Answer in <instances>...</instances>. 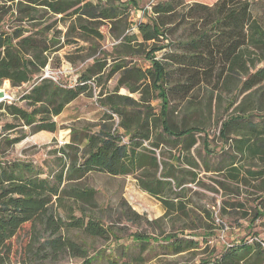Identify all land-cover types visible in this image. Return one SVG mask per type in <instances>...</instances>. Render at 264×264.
I'll use <instances>...</instances> for the list:
<instances>
[{"label":"trees","instance_id":"1","mask_svg":"<svg viewBox=\"0 0 264 264\" xmlns=\"http://www.w3.org/2000/svg\"><path fill=\"white\" fill-rule=\"evenodd\" d=\"M113 1L119 3L121 0ZM13 2L0 0V82L8 81L12 87L18 88V100L0 106L3 109L0 118L9 115L20 124L29 126L32 134L55 132L58 127L53 117L88 91L91 75L80 73L69 84L39 79L48 64V54L57 50L46 40L45 32L51 30V26L23 35L20 28L4 29V16L16 12L19 20L31 21L36 18L38 9H42L59 15L58 21L69 19L73 24L77 23L79 28L88 31V35L100 36L97 29L89 28L83 22L114 21L118 13L116 8H103L100 0H17L14 8ZM254 3L250 0L162 1L152 6V12L156 14L154 18L135 23L143 42H152L146 53L151 65L141 74L151 79L152 89L162 102L158 116L151 118L159 123L162 140H179L183 151H189L196 143L193 134L203 131L198 126L177 129L170 125L166 104L174 93L164 85L172 77L170 66L176 67L175 93L182 97L203 82L212 84L216 90L224 89L226 81L233 77L238 78L242 91L256 92L264 84V25ZM132 6L135 5L132 3ZM172 23L189 26L186 39H168L171 27L165 25ZM159 40L163 42L158 44ZM165 48L167 50L163 51ZM160 50L162 60L155 55ZM123 66L116 65L110 74ZM102 68L103 63L98 65L95 73L101 72ZM121 83L119 78L117 88ZM23 85L26 89L21 92ZM261 89L264 91V87ZM119 98L129 101L130 105L133 102L127 96ZM21 101L25 107L19 105ZM103 104L112 113L120 117L124 115L122 105H118L111 95L104 98ZM150 117L145 111L136 117L134 126L121 122L122 133L103 125L82 138L71 136L69 143L50 152L55 156L53 165L57 168L54 172L42 171L30 161L0 158V264H52L64 255L79 259V264H92L86 248L67 234L77 230L89 237L108 238L107 227L90 211L96 205L95 191L74 182L91 172L119 176L141 171L136 177L138 186L163 204L164 214L181 211L182 204L173 203L166 195L172 180L178 185L181 181L177 182L173 174L164 170L157 177L158 161L154 155L149 157L145 153L154 154L152 148L147 150L143 145L145 141L150 142L149 132L143 128ZM3 127L9 130L14 125L3 123ZM220 137L226 144L231 140L229 149L234 154L229 156L225 165L229 166L227 173L231 179L238 180L243 165L237 167L235 164L242 160H256L258 170H248V173L255 179L264 176V114L257 121L251 115L229 117L221 124ZM19 140L14 137L8 142ZM150 146L156 148L158 142H152ZM189 164L195 166L193 161ZM222 167L215 169L221 170ZM261 200L264 201V197ZM237 207L242 206L237 203ZM130 214L137 216L135 212ZM263 214L264 210L256 207L251 221ZM135 238L142 242L148 239L141 233L135 234ZM261 242L264 239L256 238L251 242L246 239L227 244L219 253L200 258L193 264H264ZM165 247L169 254L176 255L198 248L199 241L172 234ZM136 263L144 264L145 258L138 257ZM110 264L118 263L111 261ZM119 264L129 263L123 261ZM155 264L169 263L160 260Z\"/></svg>","mask_w":264,"mask_h":264},{"label":"rangeland","instance_id":"2","mask_svg":"<svg viewBox=\"0 0 264 264\" xmlns=\"http://www.w3.org/2000/svg\"><path fill=\"white\" fill-rule=\"evenodd\" d=\"M16 1L11 4L13 8ZM100 1L103 8H116L118 13L114 21L98 19L83 22L87 27L97 29L100 36L88 35V31L79 28L77 23L73 24L69 19L58 21L59 15L42 9H38L36 18L31 21L19 20L16 12L4 16L3 28L7 31L20 28L23 35L51 26V30L45 32L46 40L51 48L57 50L48 54L49 67L54 69L70 64L74 69V73L59 77L60 84L71 83L80 73L90 74L92 81L85 94L79 95L53 117L58 127L55 132L32 134L29 126L20 124L9 115L2 116L3 123H10L14 127L0 138V158L30 161L42 171L54 172L57 168L53 165L55 156L50 152L69 143L71 136L82 138L103 125L122 133L121 122L134 126L136 117L148 111L151 117L143 128L148 130L150 142L145 141L143 145L147 150L152 148L154 154L150 151L145 153L149 157H156L159 164L155 171L157 177L164 170L173 174L177 182L181 181L178 185L172 180L166 195L173 203H181L182 209L164 214L163 204L138 186L136 177L141 175V171L119 176L91 172L74 181L95 191L96 205L90 211L108 229V238L89 237L77 230L67 233L86 248L92 264H110L111 261L137 264L140 256L145 258L144 264H155L160 260L169 264H193L200 258L219 253L227 244L250 238L264 239V214L251 221L256 207L264 210V201L261 200L264 197V176L256 179L250 176L248 170H258L257 161L242 160L235 164L237 167L243 165L238 180L231 179L227 173L229 166L225 167L229 156L234 154L229 149L231 140L226 144L220 137L221 124L229 117L251 115L257 121L264 114V91L261 89L264 84L256 92L242 91L238 78L233 77L226 81L224 89L216 90L212 84L203 82L189 95L182 97L175 93L176 67L170 66L172 77L164 84L168 91L174 93V97H168L166 104L170 125L177 129L198 126L203 130L193 134L196 143L189 151H183V144L179 140H162L159 123L151 119L158 116L162 105L152 89L151 79L141 74L151 65L146 53L152 47V42H143L134 27L135 23L147 22L156 16L152 12L153 5L168 0ZM250 1L255 2L256 8L258 6V15L264 25V0ZM176 9L179 11L180 6ZM165 26L171 27V33L167 34L170 41L184 40L190 32L189 26L183 24ZM162 42L157 41L158 44ZM161 51L155 52V55L162 60ZM101 63V72L95 73ZM118 64L124 66L110 74ZM119 78L122 83L117 88ZM1 87L8 92H16V95L19 91L8 81L0 82ZM25 89L23 85L20 91ZM131 89L135 91L131 92ZM107 95L122 105V117L103 104ZM119 96L130 97L133 102L130 105L129 101ZM19 105L25 107L23 101ZM14 137L20 140L8 142ZM59 140L64 141L63 144H59ZM152 142H158V147H151ZM189 161H193L195 166H191ZM146 162L149 163L148 160ZM220 165L225 168L216 170ZM150 171L154 172L152 169ZM237 203L242 207H237ZM131 212L137 216L133 217ZM137 233L145 235L147 241L137 240ZM172 234L195 239L199 241V247L181 254H169L165 245ZM52 264H79V259L64 255Z\"/></svg>","mask_w":264,"mask_h":264},{"label":"built area","instance_id":"3","mask_svg":"<svg viewBox=\"0 0 264 264\" xmlns=\"http://www.w3.org/2000/svg\"><path fill=\"white\" fill-rule=\"evenodd\" d=\"M74 73V69L70 64H66V65H61L60 67L57 68H50L49 65L47 64L41 71L40 74V78H48L51 79L52 81L59 83L58 79L59 77L63 76V75H70ZM6 82V81H5ZM18 100L17 96H16V92H8L7 89L4 88H0V106H3L5 104H10V103H15ZM3 109L0 108V112ZM7 130L4 129L3 127V122L0 118V138H2ZM59 144H63L64 141L59 140L58 141ZM256 239V238H254ZM253 240V238L248 239V242H251ZM262 247L264 248V242H261Z\"/></svg>","mask_w":264,"mask_h":264},{"label":"crops","instance_id":"4","mask_svg":"<svg viewBox=\"0 0 264 264\" xmlns=\"http://www.w3.org/2000/svg\"><path fill=\"white\" fill-rule=\"evenodd\" d=\"M256 13H258V11H256Z\"/></svg>","mask_w":264,"mask_h":264}]
</instances>
